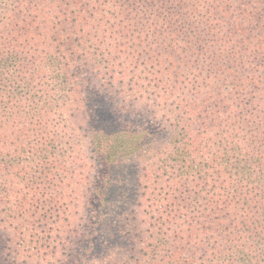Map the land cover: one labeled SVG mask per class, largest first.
Instances as JSON below:
<instances>
[{
    "label": "trees",
    "instance_id": "trees-1",
    "mask_svg": "<svg viewBox=\"0 0 264 264\" xmlns=\"http://www.w3.org/2000/svg\"><path fill=\"white\" fill-rule=\"evenodd\" d=\"M70 125L103 210L62 264H264V0H0V207L8 175L18 208L46 193ZM132 156L138 192L111 232Z\"/></svg>",
    "mask_w": 264,
    "mask_h": 264
},
{
    "label": "rangeland",
    "instance_id": "rangeland-1",
    "mask_svg": "<svg viewBox=\"0 0 264 264\" xmlns=\"http://www.w3.org/2000/svg\"><path fill=\"white\" fill-rule=\"evenodd\" d=\"M124 66L116 70L122 72L127 79L138 73V64L124 62ZM122 68L125 70L122 71ZM103 77L106 79H102ZM107 78L108 75L103 74L99 83L109 84ZM108 88V85H104L103 90L94 96L99 114H102L101 104L105 98L103 93L106 95L105 89ZM113 89L118 92L120 87L115 86ZM60 113L61 111L57 110L49 118V128L53 132H57L59 123L63 124L64 117ZM147 115L146 110L142 111V116ZM54 124L57 126H53ZM147 125H150L151 129L157 126L160 128L154 119H147ZM77 127L84 140H88L89 128L79 123ZM75 133V129L70 125L63 140L64 151L56 153L59 156L65 155V164L53 167L42 176V186L47 190L46 193L24 205L23 209L17 207V196L28 191L24 185L21 186L22 182L8 175L9 181L4 193H7V198L0 207V264H62L64 260L72 259L77 248L94 234L90 230L93 217L98 210L103 209L94 196L96 190L92 189L95 187L94 175L101 167L93 148L90 145L84 148ZM139 164L136 157L132 156L119 168V174L124 179L117 197L106 203L109 208L104 211L108 213L106 222L111 232L116 230L114 218L119 209L124 207V210H127L136 198L139 185L135 175L138 173ZM19 202L21 206L24 204L21 199Z\"/></svg>",
    "mask_w": 264,
    "mask_h": 264
}]
</instances>
